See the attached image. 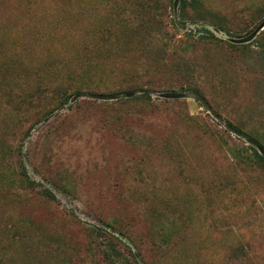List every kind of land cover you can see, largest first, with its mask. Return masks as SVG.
Segmentation results:
<instances>
[{
  "label": "rangeland",
  "instance_id": "374dc122",
  "mask_svg": "<svg viewBox=\"0 0 264 264\" xmlns=\"http://www.w3.org/2000/svg\"><path fill=\"white\" fill-rule=\"evenodd\" d=\"M263 23L264 0H0V264H107L110 237L264 264V169L233 156L264 147Z\"/></svg>",
  "mask_w": 264,
  "mask_h": 264
},
{
  "label": "trees",
  "instance_id": "16d2710c",
  "mask_svg": "<svg viewBox=\"0 0 264 264\" xmlns=\"http://www.w3.org/2000/svg\"><path fill=\"white\" fill-rule=\"evenodd\" d=\"M181 8L185 10L186 5H182ZM204 38H208V37H204ZM259 46L260 49L264 51V42L261 43ZM254 140L258 142L257 139ZM233 156L234 158L235 157L240 158L244 163L257 165L258 167L264 169V147H263V151H260L256 147H253L251 152L242 154L241 156H238L236 152H233ZM18 175L20 177V180L25 185V187L30 189H36V183L30 178L26 170V167L23 163H21L18 169ZM41 192L45 197H47L50 200H56L57 198L55 193L50 189H45ZM21 236L24 237V235L22 234ZM115 239L114 238L112 239L111 237L108 238L107 243L104 245V248L102 249L103 257L107 264H135V263L141 264L139 263L138 256L134 252H132L133 258H129V256H126L124 252L119 248L116 242L117 240ZM162 241L166 244L170 243L172 241V235L169 233L166 234V237H164ZM247 254L248 252L246 250V252H244L242 255L246 256Z\"/></svg>",
  "mask_w": 264,
  "mask_h": 264
},
{
  "label": "water",
  "instance_id": "95a60500",
  "mask_svg": "<svg viewBox=\"0 0 264 264\" xmlns=\"http://www.w3.org/2000/svg\"><path fill=\"white\" fill-rule=\"evenodd\" d=\"M263 26H264V23L262 25H260V28H262ZM247 40H248L247 38H244V39H241L240 41H247ZM171 96H173V95H171ZM186 96L194 97V98L199 97L196 93H193V92L187 93Z\"/></svg>",
  "mask_w": 264,
  "mask_h": 264
}]
</instances>
